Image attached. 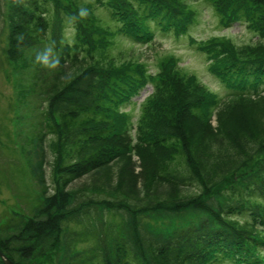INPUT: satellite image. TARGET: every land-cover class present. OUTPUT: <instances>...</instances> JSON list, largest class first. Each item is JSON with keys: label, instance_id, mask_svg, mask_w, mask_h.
Listing matches in <instances>:
<instances>
[{"label": "trees", "instance_id": "16d2710c", "mask_svg": "<svg viewBox=\"0 0 264 264\" xmlns=\"http://www.w3.org/2000/svg\"><path fill=\"white\" fill-rule=\"evenodd\" d=\"M4 2V54L12 67L43 47L58 58L60 70L67 59L82 70L66 81L55 72L36 89L44 107L39 129L53 138L54 192L41 194L31 215L12 211L0 220V251L13 264H264V131L225 132L222 146L212 149L205 135L190 134L180 119L171 121L166 100L162 118L171 123L168 133L151 140L146 132L155 126L158 97L173 96L180 85L197 92L184 114L196 108L210 120L225 100L196 75L183 74L173 56L157 60L151 73L132 48L150 45L157 30L189 34L199 16L190 0ZM205 2L223 24L243 23L258 35L255 45L215 37L200 46L221 62L217 75L237 87L234 94L252 92L242 88L264 80V0ZM96 3L107 7L111 20L98 15ZM66 25L73 29L72 44ZM125 38L134 41L130 49ZM149 85L154 90L142 104L137 131L146 148L160 142L158 155L167 161L157 159L139 173L142 186L134 193L118 186L134 176H123L124 171L112 189L77 187L124 148L134 149L135 124L125 107ZM257 86L264 90V83ZM243 95L237 96L252 99ZM182 188L196 193L164 194ZM0 264H5L1 258Z\"/></svg>", "mask_w": 264, "mask_h": 264}, {"label": "rangeland", "instance_id": "374dc122", "mask_svg": "<svg viewBox=\"0 0 264 264\" xmlns=\"http://www.w3.org/2000/svg\"><path fill=\"white\" fill-rule=\"evenodd\" d=\"M91 1L96 2V0H84V2ZM190 2L191 6L199 11V16L190 25L189 34L184 32L177 35L174 32L157 30L150 45L138 44L132 48L136 50L137 55L141 56L142 61H145L151 73H156L157 60L173 56L178 62L176 67L179 66L178 68L183 74L196 75L201 84L225 100L210 120L196 108H190L187 114H184V109L196 99L197 92L190 87L180 85L173 96L160 95L158 97L160 108H157L153 119L155 126L147 129L146 132L150 135L151 140L157 133H168L165 128H168L171 123L162 118V106L166 100H169L168 107L173 110V114L170 116L171 121L182 120L185 122V126L190 129V134L205 135L207 138L202 139L212 149H215L222 146L225 132L240 134L246 131H264V99H258L255 96L264 94L263 88L259 87L256 90L258 83L263 84L264 80L255 79L246 89L242 88V91L252 89V92L234 94L233 92L238 91L237 87L228 86L217 75L219 72L217 69L221 62L218 63L212 57L210 58V55L204 53L200 46H203L204 41L215 37H225L237 46L255 45L258 43L259 37L246 24L239 22L223 24L205 0H190ZM95 9L103 20L106 19V15L110 20L112 19L106 6L102 5L101 8L99 3H96ZM5 11V2L0 0V220L10 218L12 211L31 215L37 205L38 197L44 193L54 192V156L51 152L53 138L44 133L43 129H39L38 115L44 107L42 108L43 96H40L36 89L40 90L44 84L42 80L46 76L50 79L53 78L55 72V76L66 81L72 75H78L82 70L81 64L69 62L68 59L64 61L66 65L62 64L64 69L60 70V63L52 67L51 65L55 61L53 53H49L48 66L38 62L37 54L47 49L43 47L38 49L35 55H32L33 59L26 57L25 61L18 63L17 67H12L4 54ZM66 36V39L72 44L74 33L71 27L66 29ZM126 38L123 43L126 45L125 48L130 49L129 44L134 41ZM241 87L244 86L241 85ZM27 88L31 92H28ZM33 90H35L37 98L36 95H32ZM153 90L154 88L149 85L133 99L131 104L125 107L135 124L132 132L134 149L127 151L124 148L123 153L114 162L89 177L77 181V187L112 189L111 184L116 185L120 180L119 171H124L126 174L123 176H134L123 182L124 184L119 183L118 186L124 188L125 192L134 193L142 186L143 178L141 175L138 176L139 173L145 172L157 159L163 163L167 161L165 155L160 157L158 155L161 149L158 147L160 142L157 147L152 145L151 148H146L137 131L142 104L150 98ZM241 94L252 99L240 100V96L237 95ZM27 112L30 115H27ZM32 112L35 113L32 114ZM134 177L136 179H133ZM131 183H134L135 186H131ZM195 193L196 189L182 188L177 191L167 189L164 194L186 196ZM245 219L250 222L248 217ZM74 228L77 227L74 226ZM44 263L50 264L46 261ZM221 264L233 263L224 261Z\"/></svg>", "mask_w": 264, "mask_h": 264}, {"label": "clouds", "instance_id": "9594fccd", "mask_svg": "<svg viewBox=\"0 0 264 264\" xmlns=\"http://www.w3.org/2000/svg\"><path fill=\"white\" fill-rule=\"evenodd\" d=\"M81 15H83V12H81ZM50 51L51 50L46 49L44 52L37 54V57H36L37 61L41 62L45 66H48V64H49V52ZM56 63H58V58H57V60L54 63H52L51 66L55 67Z\"/></svg>", "mask_w": 264, "mask_h": 264}, {"label": "water", "instance_id": "95a60500", "mask_svg": "<svg viewBox=\"0 0 264 264\" xmlns=\"http://www.w3.org/2000/svg\"><path fill=\"white\" fill-rule=\"evenodd\" d=\"M0 258L4 261L5 264H13L12 261L6 257L1 251H0Z\"/></svg>", "mask_w": 264, "mask_h": 264}]
</instances>
